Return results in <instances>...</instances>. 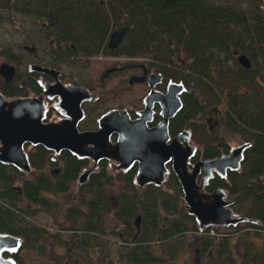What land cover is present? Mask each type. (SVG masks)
Listing matches in <instances>:
<instances>
[{"label":"trees","instance_id":"1","mask_svg":"<svg viewBox=\"0 0 264 264\" xmlns=\"http://www.w3.org/2000/svg\"><path fill=\"white\" fill-rule=\"evenodd\" d=\"M4 12L47 20L54 36L63 38L65 33L64 39L75 42L87 56L106 54L107 36L120 24L130 30L114 54L147 57L152 43L162 41L168 47L166 39L183 46L189 77L197 80V94L184 95L169 132L189 130L197 147L194 159L228 153L231 137L248 143L237 170L227 171L225 177L213 174L204 185L206 192L219 187L233 197L229 207L248 219L244 230L240 224L199 229L185 211L180 185L170 169L162 185L147 184L139 190L133 183L135 166L110 173L103 162L77 185L81 207L64 208L63 221H57L62 195L88 160L65 150L53 157L40 145H26L29 175L0 163V233L20 240L19 250L3 252L4 256L22 264L21 249L48 257L55 244L66 254L93 248L110 213L107 189L120 183L122 192L111 216L121 225L117 254L124 264H164L154 249L174 240V249L181 251L187 236L195 240L199 264H264V9H239L235 3L209 0H0V13ZM233 50L247 56L250 68L237 63ZM12 61L24 65V59ZM20 81L18 74L9 83L0 79V92L7 97L39 92L33 80ZM214 116L211 127L204 117ZM37 212L53 218L54 233L28 221ZM136 218L139 227L134 230ZM61 231L69 232L67 241L61 239Z\"/></svg>","mask_w":264,"mask_h":264},{"label":"water","instance_id":"2","mask_svg":"<svg viewBox=\"0 0 264 264\" xmlns=\"http://www.w3.org/2000/svg\"><path fill=\"white\" fill-rule=\"evenodd\" d=\"M128 31L126 25L112 30L107 46H117ZM237 63L246 69L250 67V61L244 54L237 56ZM29 70L50 74L55 83L51 86L43 85L42 93L38 96L7 97L0 92V163L30 174L25 146L40 145L54 155L65 150L77 158L89 159L92 164L101 159L113 161L116 163L115 171H125L136 163L133 183L138 188L147 184L160 186L170 169L180 185L181 201L186 213L193 216L200 229L234 226L248 220L232 211L230 200L226 199L222 188L210 192L203 190L212 171L224 177L226 171L239 168L248 143H240L223 155L195 160L188 166V160L196 151L195 146L189 143V132L180 131L170 138L167 129L168 118L180 107L176 97L181 91L180 85L177 84L178 91L174 97L175 107L171 110L162 109L161 120L153 127L145 124L150 118L145 110L134 120H130L125 113L118 114L116 110H109L98 118L97 130L79 131L76 127L78 117L71 113L70 119L45 121L44 97L57 96V106L61 108L69 105L77 107L82 98H87L88 95H84L86 90L61 85L56 77L58 72L52 68L30 65ZM14 72V66L0 63V76L5 82L10 81ZM112 132L116 134L113 143L109 141ZM90 172V169L83 170L77 177V183H83ZM19 248L18 237L0 233V264H16L12 257L4 256L3 252L12 253Z\"/></svg>","mask_w":264,"mask_h":264},{"label":"flooded vegetation","instance_id":"3","mask_svg":"<svg viewBox=\"0 0 264 264\" xmlns=\"http://www.w3.org/2000/svg\"><path fill=\"white\" fill-rule=\"evenodd\" d=\"M227 3L228 5L232 6L235 3L239 9H245V7L261 8L262 5H264V0H231L229 2L223 1L220 4L223 5ZM123 20L124 17H122L121 21ZM40 21V28L38 29L37 33L40 37L48 39V52L45 54V59L42 60V57L36 52V46H40L41 39L38 43H36L35 37L28 38L33 45H23L22 47L23 49L27 50L30 57L33 58L29 61L31 63L27 64V71L24 72H20L17 69L21 63L19 62L17 64L14 62L16 66H14L15 72L12 78L15 76V74H18L21 79V84H23L25 80L28 79L38 83V86L40 87L39 92H32L30 95H28L38 96L42 93L43 85L51 86L55 83L54 78L50 74H43L29 70L30 65H39L56 70L58 72L56 77L58 78V81L61 85L81 87L86 90L84 91V95H88L87 98H82L80 100L77 107L69 105L67 108H61L57 106V103L59 102V98L57 96H45V121H58L61 118L70 119L69 113H71L74 117H78L76 121V127L79 131H90L98 129V118L109 110H116L118 114L125 113L130 120L136 119L140 115L139 113L145 110L148 112L150 117L149 120H146L145 124L147 127H153L161 120L160 111L162 109L171 110L175 107L174 97L178 91V84L181 86V91L176 94V97L180 102V107L176 110L172 117L168 118L167 129L170 138L180 131L187 130L182 129L174 134L169 132L170 120H172L182 109L184 95L195 98V95L197 94V80L195 77H189L188 74L190 69V63L188 59L184 58L181 64H176L175 62L171 61L172 55L178 53L179 51L184 53L183 46H179L181 47V49H179V47L172 44L169 39H166L168 42V47H163L162 41L161 43H158V41L152 43L153 45L150 47L152 51L148 53L147 57H128L122 54L113 53L127 34L117 44V46L109 48L107 46L109 33L105 43L107 47L106 54H93L92 56H87L79 50L75 42L64 39V37H67L65 33H63V38H57L51 32L53 25L47 20L42 19ZM122 25L124 24H120L119 26ZM48 33H51V36H49ZM68 36L70 38L74 35L69 32ZM70 39L72 40L73 38ZM232 54L237 61V56L243 53L233 50ZM97 56L98 59L100 58L107 63L104 65L97 78L98 86H95V77H92V81L87 79L81 84H76L70 80V77L65 79L64 75L57 68L58 65H61V67L63 65H65V67H72L77 66V64H84L89 67L90 65L95 64V57ZM11 57H13L14 60L24 59L19 53H12ZM0 79L4 83L10 82H5L1 76ZM104 81L109 82L108 88H106V84H103ZM99 87L101 89H104L105 87L104 90L106 93H101L99 91ZM168 92L169 94L166 95ZM110 101L113 104H110ZM204 120L208 121L209 119L204 117ZM187 131L189 132V130ZM115 139L116 134L112 132L109 135V141L113 143L115 142ZM189 142L191 143L190 132ZM195 154L188 160V166H190L195 160L200 159H194ZM88 161L90 160L88 159ZM109 161L110 160L101 159L93 165L97 167L98 164L102 162L107 165ZM113 163L116 166L115 162ZM134 166L136 169V163H133L131 167ZM213 174L218 175L212 171L211 177ZM200 176L201 173L198 175V179Z\"/></svg>","mask_w":264,"mask_h":264},{"label":"rangeland","instance_id":"4","mask_svg":"<svg viewBox=\"0 0 264 264\" xmlns=\"http://www.w3.org/2000/svg\"><path fill=\"white\" fill-rule=\"evenodd\" d=\"M213 4H220L223 1H231V0H209ZM264 5H262L261 9L263 10ZM122 20V17H121ZM40 19L31 18L26 15L19 14H8L6 12L0 13V63L5 62L7 64H12L16 66L15 63L11 59L12 53L21 54L22 58H24V65L18 66V71L24 72L27 71V64L32 60L33 57H30L28 51L23 49V45L32 46L33 44L30 42L28 38L35 37V42L38 43L40 41V46H36V52L39 56H41L42 60L45 59V54L48 52V39H44L38 35V29L40 28ZM181 49V47H179ZM220 57H222L220 55ZM186 58L182 51L171 56V61L176 64H181L182 60ZM230 61V60H229ZM106 61L102 59H98V56L95 57V64L87 65L77 64V66L65 67L63 65H58V69L64 75L65 79L70 77L76 84H81L83 81L90 79L92 81V77H95V86H98L97 78L102 71L104 65H106ZM253 65V64H252ZM87 67V68H86ZM89 77V78H88ZM104 81L103 84L106 88L109 87V82ZM105 89V87H104ZM104 89L99 87V91L101 93H106ZM110 104H113L110 101ZM220 109V106H219ZM207 123L211 125V127L215 124V116L209 117ZM231 135H229V138ZM240 144V141L235 137H231L230 148ZM54 157V155H52ZM114 163L109 161L107 164V170L110 173H114ZM86 169H90L91 171H95L97 167L93 165L90 161L88 162ZM78 183L74 181L69 187L68 191L62 195L63 196V206L59 210V212L55 215V219L57 221H63L62 212L64 208L69 206L81 207V196L77 191ZM140 190V188H137ZM120 183H115L113 187L107 189V194L110 200V213L105 216V227L104 234L98 239V244L93 248L88 249L87 251L73 249L71 254L65 253V248L60 244H55L53 246V250L51 253H48L45 257L34 250H25L21 249L19 251V256L21 257L22 264H124L123 261L118 259L117 251L119 249V245H122V241H120L119 234L121 232V225L119 222L115 221L111 216V212H113L118 204L119 195L121 194ZM226 199L232 200V196L229 195L225 190ZM65 197V198H64ZM185 207V206H184ZM29 222L37 226H45L48 233L52 234L56 231V225L53 222V218L44 214L42 212H37L34 216L28 218ZM248 221V220H247ZM245 221V222H247ZM72 223V221L65 222ZM243 223H239L241 225V229H246V226H243ZM132 227L134 230H137L139 227V223L132 222ZM224 227H219L222 229ZM230 231V230H229ZM62 240L67 241L69 237L68 231H61L59 233ZM257 242L260 243L259 239ZM46 243L49 244L51 241L49 239L46 240ZM165 244H161L158 248L154 249L155 255L162 259L164 258V264H199L198 260V252L196 249L195 240L192 236H187L183 243V248L181 251H176L174 249V240L169 242H164ZM175 252V256L172 257V252ZM160 264V263H158Z\"/></svg>","mask_w":264,"mask_h":264}]
</instances>
